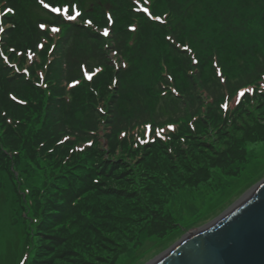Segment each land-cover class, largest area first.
Instances as JSON below:
<instances>
[{
    "label": "rangeland",
    "instance_id": "rangeland-1",
    "mask_svg": "<svg viewBox=\"0 0 264 264\" xmlns=\"http://www.w3.org/2000/svg\"><path fill=\"white\" fill-rule=\"evenodd\" d=\"M31 1L34 3L31 10L40 15L35 21L50 25L43 29L49 39L35 38L27 27L30 24L27 22L25 25L19 7L22 0H11L7 5L0 0V19H6L0 22V28L5 30L0 32V51L9 58L5 63L0 57V70L10 75H5L7 79H17L33 90L34 84L26 78L36 82V76L21 72L28 68V72L40 74L39 84L45 88V98L50 96L58 102L66 101L65 96L74 100L77 93H82L86 103L93 105L97 112H73L71 108H66V124L61 120L58 124L61 128L54 130L57 142L63 141L60 146L65 148L63 151L74 152L77 147L80 149L78 152L94 151L108 158L121 159L128 172L142 174L137 188L142 187L143 179L145 186L149 187L151 199L156 201L159 197L166 200V208L180 222L179 227L164 238L149 236L147 227L137 231L135 238L123 242L125 248L121 249L117 264H149L193 229L213 222L264 179V142L246 145L239 137V132H243L253 121L264 122V91L261 88L264 85V0H78L80 6L77 9L82 17L71 21L68 13L62 16L68 21L61 24L54 17H47L39 0ZM44 2L50 3V0ZM196 4L203 9L199 8L197 17L194 13L189 16L188 12ZM10 5L14 6L9 8L13 10L11 12L7 10ZM143 8L149 9L151 17L152 12L154 17L162 19L159 22L151 19ZM74 11H71L72 15ZM108 12H111V21L107 18ZM87 19L93 21L91 27L75 24L78 20L83 24V20ZM9 21L13 27L6 29ZM53 27L60 28L61 32L54 34L51 31ZM105 27L110 29L108 37L102 35ZM70 28L71 33H66ZM163 31L172 47H166L167 51L158 52L159 55L155 51L156 58L145 57L144 45L148 41L153 44L150 36ZM145 32L148 41L143 37L140 42V36ZM67 34L72 36L70 45L65 51L62 47L58 49ZM90 34L101 40L99 45L102 47L94 46L87 38ZM223 34L225 39L219 44L216 35L221 40ZM21 37L27 41L18 43L16 40ZM168 37H172V42ZM33 38L35 43L44 44V48H36L33 59L29 60L25 50H33L36 45ZM182 43H189L193 52L187 53L174 46ZM12 48L17 50L15 54L10 51ZM113 52L118 55L113 56ZM95 54H99L97 59ZM193 60L199 62L198 66L192 64ZM157 61L161 63L160 72L155 76ZM137 62L141 64V71L138 68L140 72L131 81L132 69ZM143 62L146 66L144 71ZM122 65H127V68ZM72 66H78L79 70L73 75L68 73ZM55 68L56 72H52L49 78L56 85L58 95L52 96L46 76ZM218 69L223 72L226 85L218 79ZM88 74L92 75L91 80L87 79ZM104 77L109 79L106 87L102 86L105 82H101ZM74 80L79 84L69 87ZM114 80L119 82L115 86ZM245 89L251 91L237 97L236 94ZM108 91L116 97H107ZM226 95L229 107L223 109L220 105ZM37 98L42 100L41 95ZM237 99L240 100L238 104L235 103ZM12 103L26 107L28 101L12 91L0 96L1 108L7 115L9 111L6 107ZM101 107L105 109L104 113L98 111ZM58 116L61 119L62 115ZM147 123L152 124L148 134L144 128ZM168 124H174L175 130L169 129ZM158 128L164 129L161 136L155 135ZM228 145L240 147H235L224 156L226 152L223 150ZM158 146L168 152L167 155L157 156L162 170H148L153 163L146 150ZM191 150L192 154L204 157L201 165L217 162L224 156L220 165L226 167L214 170L211 179L198 188L184 187L178 177L184 174V170L179 166L177 169L173 166L167 172L163 170L170 164L169 159L176 164L178 158L180 160ZM27 164L22 162V168ZM51 164V168L47 167L42 172L36 169L16 171V178L20 179L18 187L10 177H0V264H30L32 251L38 244L39 237L35 238L37 225L44 217L41 196L44 184L52 187V183L58 182L59 178L56 167ZM163 177L167 178L166 182ZM175 186L179 189H174ZM18 189L24 197L23 201ZM126 212L134 218L131 207H127ZM40 238L51 237L42 235Z\"/></svg>",
    "mask_w": 264,
    "mask_h": 264
},
{
    "label": "trees",
    "instance_id": "trees-1",
    "mask_svg": "<svg viewBox=\"0 0 264 264\" xmlns=\"http://www.w3.org/2000/svg\"><path fill=\"white\" fill-rule=\"evenodd\" d=\"M64 1L57 0V3ZM33 4L31 0H22L19 7L24 16L25 25L28 22L30 26H26L36 36L37 28L34 22H37L35 19L40 15L31 10L34 7ZM196 5L188 12L189 16L194 13L197 17L199 8L203 9L201 5ZM47 17L51 16L47 15ZM198 22L199 19L196 23ZM71 31L70 28L66 33L70 34ZM181 33L183 32L181 31ZM68 34L60 42L58 49L62 47V50L65 51L66 46L70 45L72 36ZM77 34L80 33L77 32ZM141 35L139 34L140 42L143 37L148 41L147 32ZM87 38L93 42L95 47L101 44V40L97 36L90 34L87 35ZM216 38L221 44L225 39V34L222 35L221 40L218 35ZM150 39L153 44L148 41V44L143 47L145 57L156 58L155 51L159 55L158 52L163 53L167 51L168 46L172 47L166 41L164 31L155 34L154 37L151 35ZM156 39H160V41ZM99 47L102 46L99 45ZM138 55H140L139 52ZM98 57L99 54H95V59ZM157 62H155L157 65L156 70L154 69L155 76L160 72V65L159 62L156 64ZM134 66L135 69H132L134 73H131L130 76L132 77L131 81H134L141 71V64L139 65L137 62ZM142 66L144 71L146 68L144 62ZM152 66H154L153 62ZM56 69L51 70V74L56 72ZM78 71V66H72L68 69V73L71 75ZM108 72L112 71L108 69ZM5 75L10 76L7 72L0 70V96L5 95L6 91L8 93L12 91L27 99L28 104L26 107L10 104L6 107L9 111L8 115L0 105V177H10L15 187H18L17 181L20 182V179L16 178L18 175L16 171L22 169L30 172L32 169H36L42 172L47 167L51 168V163H53L51 164L52 167H56L55 170L58 171L57 176L59 177L58 182L52 183V187L47 186V184H44L45 187L43 186L44 194L42 193L41 196L44 200L42 203L44 205V217L41 218V223L37 225L35 238L39 237L37 239L38 244L32 251L33 257L29 261L30 264H117L122 253L121 249L125 248L123 242L126 239L135 238L137 231L147 227L149 236L164 238L179 227L180 222L165 206L167 201L159 197L156 201L151 199V192L149 187L145 186L143 179L142 187L137 188V182L141 179L142 174L134 171L128 172L129 169L123 165L121 159L108 158L104 154L94 151L78 152L80 149L77 147L75 148L76 151L69 150L65 153L63 151L65 148L60 147L61 143L57 142L58 137L55 131L61 128L58 126L61 120H64V125L66 124L64 119L66 108H71L73 112L76 110H89L93 114L97 112L93 105L86 103L82 93L76 94V99L72 104H66L50 99V96L45 98V89L38 88L37 96H42V100H39L35 97L32 87L25 86L17 79H7ZM101 82H105L102 86L106 87L109 79L104 77ZM1 90L5 93L3 94ZM108 92L110 93L106 95L107 97H116L112 91ZM88 94V98L91 99V93L88 92ZM3 97L4 101H7L6 97ZM45 109L48 110L47 113ZM58 115H62L61 119L57 118ZM75 126L77 127V125ZM248 127H245L243 132H239V137L244 139L246 145L264 142V122L255 120ZM235 147L240 146L232 145L229 147L228 145L223 150L226 152L224 156ZM176 149L181 150L179 147ZM146 153L151 156V163H153L152 166L148 167V170H162L158 165L157 156L159 154L167 155L168 152L158 146L148 148ZM224 156L219 158L217 162L204 166L201 165L204 157L192 154L191 150L180 160L178 158L176 164L172 159H169L171 162L165 166L166 169L163 171L167 172L166 170L173 166L177 169L179 166L181 170L185 171L184 174L178 176L182 180V185L198 188L211 179L214 170L226 167L220 165ZM22 162L28 163L27 166L22 168ZM193 164L195 166H192ZM162 175L166 176L164 173ZM163 178L166 182L167 178ZM146 179L150 181L149 178ZM175 187L174 189H179L178 186ZM18 194L23 201L24 197L20 189H18ZM127 207H131L134 218L127 215ZM135 215L137 216L135 217ZM42 235L51 238L41 239L40 236ZM32 244L34 245L33 241Z\"/></svg>",
    "mask_w": 264,
    "mask_h": 264
},
{
    "label": "water",
    "instance_id": "water-1",
    "mask_svg": "<svg viewBox=\"0 0 264 264\" xmlns=\"http://www.w3.org/2000/svg\"><path fill=\"white\" fill-rule=\"evenodd\" d=\"M149 264H264V179Z\"/></svg>",
    "mask_w": 264,
    "mask_h": 264
},
{
    "label": "snow or ice",
    "instance_id": "snow-or-ice-1",
    "mask_svg": "<svg viewBox=\"0 0 264 264\" xmlns=\"http://www.w3.org/2000/svg\"><path fill=\"white\" fill-rule=\"evenodd\" d=\"M39 3H40L41 5H43V7H44L45 9H50V11H51L52 13H59V14H61V15H63V14H68V13H70L71 11H73L74 9H77V6H76L75 4H73V0H65V2H63V3H57V0H51V2H50V3H47V4H45L44 0H39ZM8 11L11 12V11H13V10H12V9H8ZM143 11H144V12H148L149 9H148V8H144ZM78 17H82V13H81L79 10H75V14H74V15H72V14H69V15H68V19L71 20V21H75V20H77ZM107 18H108L109 21L112 20L111 12H108V13H107ZM154 19L157 20V21H160V20L162 19V17H160V16H155ZM83 24H84V25H87V26H89V27H91V26L93 25V21H92L91 19L83 20ZM38 27H39L40 29H45V28L47 27V25H46L45 23H40V24L38 25ZM132 30L135 31V26L132 27ZM4 31H5V30H4L3 28H0V32H4ZM51 31L55 34V33H60V32H61V29H60V28H57V27H53V28L51 29ZM102 35H103L104 37H108V36L110 35V29H109L108 27H105V28L103 29V33H102ZM168 40H169L170 42H172V37H168ZM174 46L177 47V48L183 49V50H184L185 52H187V53H192V52H193V48H192V46H191L189 43H182V44H180V45H174ZM36 47H39V48L43 49V48H44V44H42V43H41V44H38V45H36ZM105 47L107 48V45H106ZM53 48H55V45H53ZM10 51H11L12 53H14V54L17 52V50H16L15 48L10 49ZM25 52H26V54L28 55L29 60H32L33 57H34V55H35V53H34L31 49H26ZM21 55H23V53H21ZM116 55H118V53L113 52V56H116ZM0 57L3 58V60H4L5 63H6V62L8 61V59H9L7 56L4 55V53H3L2 51H0ZM198 63H199V62L196 61V60H193V61H192V64H193L194 66H198ZM122 66H123L124 68H127V65H122ZM97 71H99V69H97ZM23 72H24V73H27V72H28V68L23 69ZM217 77H218V79H219L223 84H225V85L227 84V81L224 79V74H223V72L219 71V69L217 70ZM41 78H43V73H41ZM87 79H88V80H91V79H92V75H91V74H88V75H87ZM118 83H119L118 81L114 80V81H113V86H115V85L118 84ZM77 84H79V81H75V80H74V81L72 82V84H71V85H68V86H69V87H75ZM261 88H262V91H264V85H262ZM173 91H175V89H173ZM246 91H251V89H245V90H241V91H239V92L236 94L237 97H242V96H244V94H245ZM235 103H236V104L240 103V100L237 99V100L235 101ZM220 107L223 108V109H227V108L229 107V101H228V97H227V95L225 96V100H224V102L220 105ZM98 111L101 112V113H104L105 109H104L103 107H101ZM167 127H168L169 129H173V130H175V125H174V124H168ZM144 128H145V133L148 134V132L152 129V124L147 123V124L144 125ZM163 132H164V129H163V128H158V129L155 130V135H156V136H161V135L163 134ZM65 139H69V138H68V137H65ZM141 142L143 143L144 141L142 140ZM61 143H63V141H61ZM91 143H92V141L90 140V141H89V144H91Z\"/></svg>",
    "mask_w": 264,
    "mask_h": 264
}]
</instances>
